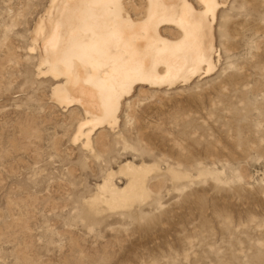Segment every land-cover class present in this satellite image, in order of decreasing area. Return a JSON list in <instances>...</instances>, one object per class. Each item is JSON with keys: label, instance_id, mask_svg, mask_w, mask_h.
<instances>
[{"label": "rangeland", "instance_id": "obj_1", "mask_svg": "<svg viewBox=\"0 0 264 264\" xmlns=\"http://www.w3.org/2000/svg\"><path fill=\"white\" fill-rule=\"evenodd\" d=\"M49 2L0 0V264H264V0H222L213 72L138 86L91 146L36 72Z\"/></svg>", "mask_w": 264, "mask_h": 264}, {"label": "bare ground", "instance_id": "obj_2", "mask_svg": "<svg viewBox=\"0 0 264 264\" xmlns=\"http://www.w3.org/2000/svg\"><path fill=\"white\" fill-rule=\"evenodd\" d=\"M222 0H142L139 16L128 0H50L34 28L37 75L52 82V99L85 113L74 140L114 129L138 86L173 88L213 72L221 54L216 22ZM136 14V13H135ZM137 15V14H136ZM38 49V50H39ZM130 186L100 187L111 206H128L141 194L138 169Z\"/></svg>", "mask_w": 264, "mask_h": 264}]
</instances>
